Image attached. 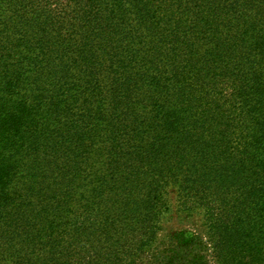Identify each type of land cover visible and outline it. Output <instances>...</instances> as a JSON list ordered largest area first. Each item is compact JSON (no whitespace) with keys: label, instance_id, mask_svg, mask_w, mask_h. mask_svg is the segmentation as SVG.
Segmentation results:
<instances>
[{"label":"trees","instance_id":"trees-1","mask_svg":"<svg viewBox=\"0 0 264 264\" xmlns=\"http://www.w3.org/2000/svg\"><path fill=\"white\" fill-rule=\"evenodd\" d=\"M0 264H264V0H0Z\"/></svg>","mask_w":264,"mask_h":264},{"label":"rangeland","instance_id":"rangeland-1","mask_svg":"<svg viewBox=\"0 0 264 264\" xmlns=\"http://www.w3.org/2000/svg\"><path fill=\"white\" fill-rule=\"evenodd\" d=\"M168 210L164 213L161 220L160 236L184 232L192 233L200 238H204L206 228L204 226L203 213L201 211H188L180 205L178 188L171 186L167 193ZM212 259L211 252L209 253Z\"/></svg>","mask_w":264,"mask_h":264}]
</instances>
